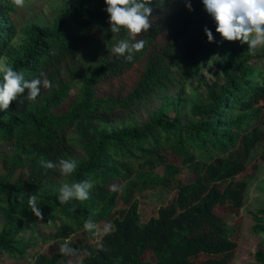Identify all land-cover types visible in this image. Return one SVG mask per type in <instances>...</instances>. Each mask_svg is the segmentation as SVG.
<instances>
[{
  "label": "trees",
  "instance_id": "obj_1",
  "mask_svg": "<svg viewBox=\"0 0 264 264\" xmlns=\"http://www.w3.org/2000/svg\"><path fill=\"white\" fill-rule=\"evenodd\" d=\"M106 8L105 0H67L51 24L20 29L18 8L0 0V64L27 80L46 73L52 85L41 88L35 102L14 101L0 111V262L28 260L34 248L58 241L79 254L38 253L33 263L232 264L240 223L230 227L226 215L243 207L247 182L237 176L264 142V52L257 55L263 61L258 65L247 44L221 45L202 0H164L163 9L154 10L158 19L152 27L136 37L145 41L144 49L129 62L112 51L122 38L109 41L72 95L74 84L65 71L78 65L81 46L93 40L101 45L114 34ZM205 27L214 42H208ZM169 28L174 32L164 39ZM119 33L127 36L126 30ZM217 50L221 77L208 83L201 76L202 62ZM181 61L197 88L206 87L204 98L191 102L189 114L182 116L186 88L181 84L146 120L138 118L141 104L168 86ZM42 157L72 159L77 168L63 176L43 168ZM185 168L193 177L189 183L178 178ZM55 177H62V184L90 183L89 198L61 204L60 187L47 186ZM111 185L119 190L111 191ZM170 189L172 199L143 222L138 196ZM33 195L42 220L31 213ZM250 215V233L260 240L247 264H264V208ZM89 217L96 225H112L98 247L76 238L94 234L95 229H84Z\"/></svg>",
  "mask_w": 264,
  "mask_h": 264
},
{
  "label": "rangeland",
  "instance_id": "obj_2",
  "mask_svg": "<svg viewBox=\"0 0 264 264\" xmlns=\"http://www.w3.org/2000/svg\"><path fill=\"white\" fill-rule=\"evenodd\" d=\"M67 0H26L24 8H18V13L15 17L17 25L20 29L28 27L31 24H51L52 20L60 12L62 7L66 4ZM179 15L175 17L174 26L179 24ZM173 29L169 28L167 34L164 35V39H167L173 34ZM126 39L120 33H114L108 36L102 41L101 45L97 44V41L93 40L87 42L81 46L77 54L75 55V62L78 64L76 67L71 66L72 71H65V74L69 80L74 84L72 95H74L80 86L82 79L88 70L89 65H96L101 57L107 43L109 41H115L119 38ZM229 41L221 39L220 44H224ZM234 45H238L240 41L230 42ZM264 52V46L258 47L255 54H251L253 61L258 65L263 64L261 59H258L257 55ZM222 55L220 50L215 52H209L205 56V60L202 62L201 76L203 79L212 83L221 77L219 68L216 61L221 62ZM185 86V104L181 109L182 116L189 114V107L191 102L195 100H201L204 98L206 87L197 88L196 77H194L188 70L187 64L181 61L178 66L173 69L171 80L168 82V86L163 89L158 95H154L148 99L146 103H142L136 112V116L141 120H146L148 115L158 109L161 104V98L163 96H174L180 89V85ZM197 88V89H196ZM264 142L254 149L249 157L245 170L237 176L238 180L247 182V189L245 192V201L243 207L239 213H233L226 215V221L230 227H234L236 223H240V228L237 232V244L238 250L236 252V258L232 264H247L252 261L253 254L255 253L259 238L251 235L250 227L252 224V217L250 212L255 211L258 208H264V161L260 159V153L263 149ZM4 173V169L0 164V175ZM179 181L189 183L193 180L190 171L185 168L178 176ZM62 177H55L50 180L47 186L54 188L61 187ZM174 190H153L145 191L138 196L140 205L139 212L142 216V221L147 222L151 217L156 216L157 210L160 206L166 205L174 196ZM219 213H226L224 208L217 209ZM112 225L110 222L104 221L97 224L94 234L79 233L76 235L77 239L85 238L90 244L98 247L100 245V238L102 235L110 230ZM61 243L58 241L44 243L39 247L34 248L29 253V259L23 261H14L4 258L0 264H34L33 259L38 253L52 254L59 250Z\"/></svg>",
  "mask_w": 264,
  "mask_h": 264
},
{
  "label": "clouds",
  "instance_id": "obj_3",
  "mask_svg": "<svg viewBox=\"0 0 264 264\" xmlns=\"http://www.w3.org/2000/svg\"><path fill=\"white\" fill-rule=\"evenodd\" d=\"M17 8H24L26 0H11ZM205 11L213 18L217 27L216 32L225 41H240L248 45V51L255 54L260 46H264V0H202ZM106 11L109 15L110 31L119 33L126 30L129 38L121 39L112 51L127 61L133 60L134 54L141 52L145 41L137 40L142 32L152 27V22L158 17L154 16L155 8L163 9L164 0H105ZM186 7L192 11L191 4ZM209 43L214 42L210 29L204 28ZM0 111L9 109L12 102L23 105L24 101L35 102L40 95L41 88H50L51 82L46 73L41 72L38 77L31 80L24 78L22 72L14 70L9 64H0ZM25 93H27L25 95ZM39 164L45 169L58 170L61 175H71L77 168V162L72 159H58L56 161L40 159ZM92 185L88 182L64 183L59 189L58 200L61 204L72 200H87ZM111 191H118L117 185L110 186ZM31 213L38 219H43V213L38 206L36 195L28 198ZM97 225L91 217L84 223V229L93 232ZM62 255L76 256L77 249L70 248L68 243L59 247ZM87 254V253H85Z\"/></svg>",
  "mask_w": 264,
  "mask_h": 264
}]
</instances>
